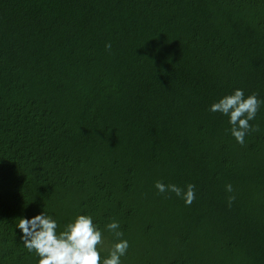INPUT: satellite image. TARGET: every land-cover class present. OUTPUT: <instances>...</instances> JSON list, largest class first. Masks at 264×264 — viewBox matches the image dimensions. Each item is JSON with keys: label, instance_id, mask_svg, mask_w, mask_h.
I'll return each instance as SVG.
<instances>
[{"label": "trees", "instance_id": "trees-1", "mask_svg": "<svg viewBox=\"0 0 264 264\" xmlns=\"http://www.w3.org/2000/svg\"><path fill=\"white\" fill-rule=\"evenodd\" d=\"M0 264H264V0H0Z\"/></svg>", "mask_w": 264, "mask_h": 264}]
</instances>
